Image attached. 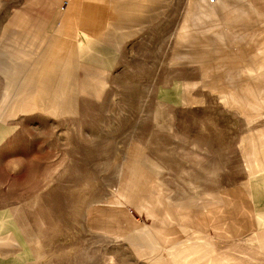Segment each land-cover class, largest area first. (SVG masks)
Masks as SVG:
<instances>
[{
    "label": "rangeland",
    "instance_id": "obj_1",
    "mask_svg": "<svg viewBox=\"0 0 264 264\" xmlns=\"http://www.w3.org/2000/svg\"><path fill=\"white\" fill-rule=\"evenodd\" d=\"M25 1L0 0V264H150L136 232L158 223L160 197L168 205L193 198L190 214L169 228L178 239L162 243L171 262V251L182 259L215 251L264 264L261 207L250 196L264 170V112L246 81L221 93L244 62L232 44L184 62L172 46L187 0H168L159 19L129 26L142 30L114 52L99 95H90L94 75L84 74L72 114L17 113L12 98L40 70L43 49L26 63L11 58L26 51L6 37Z\"/></svg>",
    "mask_w": 264,
    "mask_h": 264
},
{
    "label": "crops",
    "instance_id": "obj_2",
    "mask_svg": "<svg viewBox=\"0 0 264 264\" xmlns=\"http://www.w3.org/2000/svg\"><path fill=\"white\" fill-rule=\"evenodd\" d=\"M60 4L66 6L54 23L56 9ZM168 5V0H26L10 19L6 31L9 41L26 51L18 55L10 48L9 41L8 46L5 44L3 48L12 50L11 58L18 64L32 61L38 54L36 48H43L37 57L41 60L38 65L40 70H34L33 79L26 83L29 85L33 81L35 85L33 88L24 86L27 92H31L27 106L37 103L39 99H43V102L33 105L32 109L20 106L17 113L40 109L56 116L72 114L67 110L71 103L77 109L76 85L79 76L93 74L92 79L103 78L106 82V72L103 70H110L114 63L111 61L114 52L118 53L125 42L142 30L128 29L129 26L141 27L145 19L151 24L160 18ZM186 5L183 23L180 26L178 23L177 37L172 46L174 54L187 62L189 58L195 59V52L202 49V53H208V50L221 49L222 43L232 44L230 47L234 50L232 53L235 59L244 62L242 67L232 71L237 80L233 78L230 83L226 82L225 88L228 90L221 93L233 91L246 81L253 100L259 102L261 113L264 112V0H215L213 3L209 0H187ZM196 23H199L201 30L196 29ZM214 23H221L223 30H215L218 24ZM31 41H35V46L27 45ZM242 47L245 48L243 52ZM260 68L258 72L256 69ZM251 69L256 70V73ZM239 71L245 76H239L236 73ZM100 73L102 76H98ZM245 101L240 99L238 102ZM224 103L231 106L226 101ZM252 179L250 196L256 206L261 207L256 214V222L258 229L264 230V170L255 173ZM119 193L123 196V189ZM192 199L173 205H168L162 197L156 201L158 223L152 224V228L141 227L136 232L146 246V257L150 264H237L234 255L230 257L228 253L215 251L210 253L208 259L200 252L193 251L187 252L182 259L179 258L182 257L181 253L178 256L176 251H171L177 263L169 260V254L162 243L168 244L178 239H175V229L170 231L169 228L190 214L189 206H192L188 203ZM226 219L230 222L231 218ZM225 220L220 221L222 229ZM232 233H235V229H232ZM261 247L264 249V242ZM194 250L199 251L196 246Z\"/></svg>",
    "mask_w": 264,
    "mask_h": 264
},
{
    "label": "bare ground",
    "instance_id": "obj_3",
    "mask_svg": "<svg viewBox=\"0 0 264 264\" xmlns=\"http://www.w3.org/2000/svg\"><path fill=\"white\" fill-rule=\"evenodd\" d=\"M210 2H214L215 0L211 1L209 0ZM214 13V12H213ZM213 15V14H212ZM27 83V79H25L24 81H22L20 84H19V91H17L14 95V97L12 98L13 100V104L14 106L16 107V105L18 107H24L26 108L28 102H29V97L31 96V92H27L25 89H24V86H28L26 85ZM90 85V95H99L105 88L106 86V82L103 78H100V79H92V83L89 84ZM107 87V86H106Z\"/></svg>",
    "mask_w": 264,
    "mask_h": 264
},
{
    "label": "built area",
    "instance_id": "obj_4",
    "mask_svg": "<svg viewBox=\"0 0 264 264\" xmlns=\"http://www.w3.org/2000/svg\"><path fill=\"white\" fill-rule=\"evenodd\" d=\"M211 1H213V0H211Z\"/></svg>",
    "mask_w": 264,
    "mask_h": 264
}]
</instances>
